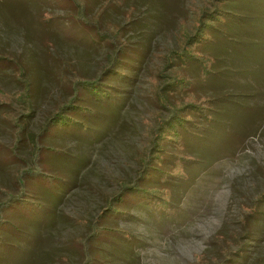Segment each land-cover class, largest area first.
<instances>
[{
    "label": "rangeland",
    "instance_id": "obj_1",
    "mask_svg": "<svg viewBox=\"0 0 264 264\" xmlns=\"http://www.w3.org/2000/svg\"><path fill=\"white\" fill-rule=\"evenodd\" d=\"M79 1L86 5L85 19L105 31L106 39L78 23L79 7L71 0H0V56L16 63L0 64V202L18 193L20 181L29 191L0 221V264H140L142 242L104 228L100 237L92 236L96 220V227L121 230L128 210L139 207L165 231L183 224L186 194L218 183L221 170L236 159L247 162V171L233 183L228 218L199 264H220L228 256L232 261L225 264H264V0L226 3L223 8L232 11L218 23L228 29L201 45L218 55L213 71L222 73L220 80L206 78L195 63L173 65L213 0ZM117 47L123 48L126 77L107 79L117 103H100L80 91L79 102L92 112L76 117L92 129L78 122L75 129L42 132L71 97L76 78L99 75ZM175 69L194 84V95L211 99L219 111L216 123L199 120L206 131L185 137L191 164L172 165L159 180L153 174L141 185L155 187L126 192L116 213L104 212L110 198L140 179L157 129L177 99L165 87ZM40 145L46 149L37 163ZM165 147L178 153L172 144ZM35 164L48 172L42 181L32 174Z\"/></svg>",
    "mask_w": 264,
    "mask_h": 264
},
{
    "label": "trees",
    "instance_id": "obj_2",
    "mask_svg": "<svg viewBox=\"0 0 264 264\" xmlns=\"http://www.w3.org/2000/svg\"><path fill=\"white\" fill-rule=\"evenodd\" d=\"M71 1L79 7L78 17L76 18L78 23H80L82 27H86L88 30L94 31L101 40L106 39L105 31H102L98 26H96L95 22L85 19V3L80 2L79 0ZM233 1L236 0H213L210 3V7L201 12L194 31L187 36L179 52L177 51L174 54L175 60L173 61V65L181 64L184 67H187L188 65L191 66L193 65L192 63H195L200 68L202 74L206 76V78L216 77L218 80L222 79L221 72L213 71V67L219 59L218 55L212 52H208L201 45L204 44L207 39L215 40L218 36L219 31L228 29L226 26L218 22L220 21L221 17H227L228 15H230L232 10H225L223 7L226 3ZM219 25L221 27H218ZM123 55V48L117 47L112 57V63L106 66L99 75L93 78H86L83 76L77 77L74 83V88H72L71 97L67 102L62 103L59 108L51 114L50 118L42 128V132L46 131L50 127L56 128L69 126L75 129L76 123L78 122L85 123L89 129H92V127H90L91 123L89 121L76 117V114L88 115L92 112L90 107L79 102V92L85 91L89 93L96 101L100 103H105L107 100L112 104L117 103L116 96L113 92L110 91V89H113V87L110 86L107 79L108 77L114 76L120 80L125 79L126 74L124 72V66L126 65V61H124L120 57ZM4 61H7L5 62L6 64H16L12 59L0 56V64H2V62ZM175 72V77L171 81L167 82L165 87H168L170 90H172V92L177 95V99L172 101L173 105L169 120L165 123H162V125H160L157 129V135L155 138L156 142L152 144L148 152L149 155L147 156L146 161L143 163V168L139 173V181L130 186L121 188L120 192L116 196L110 198V201L108 203L110 205L104 210V212H107L110 210V208H112L116 213L117 203L122 202L126 192L134 193L140 187L147 189H149L150 187H155L141 185V182H143L144 180H149L153 174L156 173L158 176L157 180H159V175L161 173H171L172 165L174 168L176 167L184 169L185 164H191L190 161L193 160V157L185 154L183 149V146L185 144V137H187L190 132H193L195 134L196 132L204 131V128L199 126V120L212 124L216 123L214 122V120L219 111L216 110L215 106L211 102V99L208 96L194 95V84L191 83V81L186 76L180 73L179 70L175 69ZM221 114L222 111L220 112V117ZM217 120L219 121V118ZM190 126H193L195 128V131L189 130ZM171 144L178 148V153H166L165 146ZM43 149H46V147L40 145L35 151V159L37 163L38 160L40 161L41 159L40 155ZM175 155H178L179 159L182 158L183 162L179 163V159L176 160ZM185 160H188V162L184 163ZM168 162L170 163V166L166 167ZM32 170V174H38V176L35 177H38L37 179L40 181H42L40 176H48V174H46L48 172L42 169L40 164H35ZM28 173L29 169L23 170L19 180L25 178ZM40 181L38 183H40ZM20 184L21 185L19 187L18 193L7 194L5 190H1L3 193L7 194V200L4 202H0V221L8 217V211L11 210L9 208H11L12 204L27 196L29 197V191L25 187L24 180L20 181ZM260 197L261 199H263L264 195H261ZM256 209L257 208L255 207L254 211ZM104 212L100 217H98V219L102 217ZM96 223H99V221L96 220ZM96 223L94 228L92 229V236L100 237L102 233V230L100 231V229L104 228V230L114 233L126 240H130V238L132 239V235L125 231L110 226L96 227ZM246 232L247 236H249V230L247 231L246 229ZM238 254H240V256L242 255L241 249L239 250ZM228 257L229 258H226V260L220 264H225V262L232 261L230 256Z\"/></svg>",
    "mask_w": 264,
    "mask_h": 264
},
{
    "label": "clouds",
    "instance_id": "obj_3",
    "mask_svg": "<svg viewBox=\"0 0 264 264\" xmlns=\"http://www.w3.org/2000/svg\"><path fill=\"white\" fill-rule=\"evenodd\" d=\"M246 171L244 159L233 160L227 170H221L218 183L203 184L198 192L186 194L180 205L188 212L186 221L169 225L166 231L153 224L144 209L130 208L120 227L142 242L137 250L140 264H199L228 218L233 183Z\"/></svg>",
    "mask_w": 264,
    "mask_h": 264
}]
</instances>
